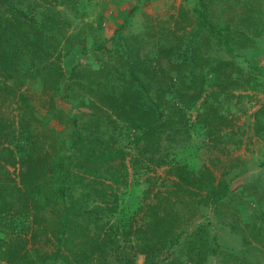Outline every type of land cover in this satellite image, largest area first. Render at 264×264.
Masks as SVG:
<instances>
[{
    "label": "rangeland",
    "instance_id": "1",
    "mask_svg": "<svg viewBox=\"0 0 264 264\" xmlns=\"http://www.w3.org/2000/svg\"><path fill=\"white\" fill-rule=\"evenodd\" d=\"M73 2L0 0V40L28 10L51 59L30 53L24 85L0 76V264H264V0ZM125 39L142 42L126 63ZM219 64L241 90L216 85ZM130 67L159 75L131 74L144 129L111 100ZM209 176L234 198L207 199Z\"/></svg>",
    "mask_w": 264,
    "mask_h": 264
},
{
    "label": "trees",
    "instance_id": "2",
    "mask_svg": "<svg viewBox=\"0 0 264 264\" xmlns=\"http://www.w3.org/2000/svg\"><path fill=\"white\" fill-rule=\"evenodd\" d=\"M48 2H50L54 5H62V6L66 5L67 3H71L72 7L74 8L73 0H48ZM137 5L134 7L135 9L138 8ZM15 10H16V12H15V14H14V12H12L11 18L15 17V21L17 23L18 29L16 31L10 32L9 36L6 37L5 39L0 40V76L2 74H4L10 78H14L16 81V84L21 86V85H24L22 83V81H24L26 79V77L34 76L32 73L29 72L30 69L29 68L27 69V67H28V56L30 53L34 56L32 58V60L36 59L37 64L39 62H41L42 60L43 61H45V60L50 61L51 59H45L43 57H40V56L34 54V53H36L35 51L31 52L32 50H30V48H31V41H32V32H33V29L36 28L37 21H35L33 18H31V19L27 18L26 15L28 14V10H26V11H23L21 9H19V10L15 9ZM52 13L56 17V13L55 12H52ZM49 16H50V19L52 22L56 21L54 19V17H52V15L49 14ZM61 27L63 28L64 26L61 25ZM120 31H121V29L116 30L117 33H119ZM141 43H142L141 41H137V40L130 41L128 39L127 40L125 39V41L123 40L120 43L122 48H125V47L128 48V49H126L125 55H123V54L121 55V56H124L125 63L128 61V59H132V58L138 56V53L141 50ZM3 44L6 46H3ZM54 51L55 50H52L48 55L52 56V54H53L52 52H54ZM135 61H136V59H135ZM25 66H26V68H25ZM193 70L194 69H192V71ZM129 72H130V75L128 77H125V79L127 81H129L128 87L127 86L124 87L125 86L124 84H123L124 86L121 85L122 87L119 91L121 93L120 96L117 99L111 98V100L116 101L117 109L123 108V111L121 110L122 115H124V117L128 120L127 122L129 124H131L132 126H137L138 129H144L147 126V123L145 121L141 122V120H140L141 116L137 118V115L139 114V111L141 109H140V106L137 105V103H136L135 94H133V95L130 94L131 88L129 86H131V83H130L131 82V74L135 78V80H137L138 83L141 84V86L144 85L143 83L149 82L148 80H150V79L154 80L155 82L160 81V80H158L159 78L157 79V76L159 77V75L157 74V72L152 71L151 67L150 68L147 67V70H146V68L144 70H142L140 77L135 75L134 68H132V67L129 68ZM158 72L164 73V70L160 69V71L158 70ZM215 73L223 74V75L216 74V78H214V81L217 84L212 83V84L218 85L222 91L230 92V90H235V91L241 90V87L239 86V82H238L239 78L236 79V77H234L231 68H227V69L223 70L222 65L219 64L215 67ZM192 74L194 75V72ZM194 77L197 78L195 75H194ZM245 79H244L245 83L247 85H250V81H251L250 77H245ZM192 82L195 85L196 80H192ZM21 97L24 100H26L22 94H21ZM151 118L153 119V117H151ZM158 127H156V124H154V126H152L150 128L151 132L153 134L152 136H155L157 139L159 138V136H157V135H160L157 132V130H160V129H157ZM260 131L264 132V125L261 124V122L259 123V121H257L256 128H255L254 132L256 134H258ZM261 132H260V134H261ZM119 153H120V155L122 154V152H119ZM205 178H207V177H205ZM208 178H210L209 182L211 184L206 186V187H209L208 193L210 195L209 196L210 198L207 197V199H210L211 202L215 203V202L221 201V199L230 195V193H229L230 192L229 191L230 190V184L222 181L217 186H213L212 185L213 178H211L210 176ZM38 179L39 178H32L35 188L37 186L36 182ZM55 183L59 185L57 187L58 195H55V196H58V198L61 201H64L65 196H66V191H65L66 187L64 186L63 179L61 178L60 175H58V177L56 178ZM246 188L247 187H241L240 188L239 191L241 193H240L239 197L243 196V193H244L247 195V200H253L252 197L254 196L255 193L250 192V190H248V188H247V190L249 191V193L246 192L245 191ZM26 191H27V188H26ZM31 193H32L31 189H29V191L26 192V194L28 196ZM53 195L54 194H52V196ZM230 196L233 197L234 195H230ZM78 197H81V196H78ZM235 198H237V197H235ZM24 199H25V201L27 200V198H24ZM241 207H242L241 204L237 205V209H239V210H237V212H241V209H242ZM0 211L2 212V210H0ZM233 215H234V213H233ZM260 217L261 218L264 217V214L261 213ZM256 220L258 221V224H255ZM256 220L253 221L254 226H252V229H254L253 237L257 236L256 230L258 228L262 229L261 233H263V234H261V233H259V234L264 236V226L263 225L261 226V224L264 222V220H261V219H256ZM238 221H242V220H237V217H236V218L232 219V221L229 224L231 226L233 232H237L235 230L236 226H241L240 223H238ZM255 226H257L258 228ZM241 227H243V225ZM36 228H39V221H37ZM15 229H16L15 231H18L17 229H19V227L15 228ZM244 229H249V228L245 227ZM245 235L247 236L246 241H243L244 239L240 235L238 237L242 238V244H250L251 238L248 237V233H245ZM243 246L246 247L245 249L247 250V246H245V245H243ZM17 253H19L18 250H17L16 254ZM6 254L8 255L7 259H9V260L12 259L13 258L12 255L15 254V249L8 250L6 252ZM189 259H191V258H189ZM85 260H86V257H85Z\"/></svg>",
    "mask_w": 264,
    "mask_h": 264
}]
</instances>
